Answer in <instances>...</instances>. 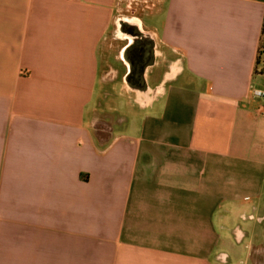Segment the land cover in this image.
I'll use <instances>...</instances> for the list:
<instances>
[{"label": "crops", "instance_id": "crops-1", "mask_svg": "<svg viewBox=\"0 0 264 264\" xmlns=\"http://www.w3.org/2000/svg\"><path fill=\"white\" fill-rule=\"evenodd\" d=\"M129 1L0 0V264H215L264 221V0ZM117 81L130 120L97 114Z\"/></svg>", "mask_w": 264, "mask_h": 264}, {"label": "rangeland", "instance_id": "rangeland-1", "mask_svg": "<svg viewBox=\"0 0 264 264\" xmlns=\"http://www.w3.org/2000/svg\"><path fill=\"white\" fill-rule=\"evenodd\" d=\"M129 4L131 3L127 0V7L130 8ZM129 12L130 11L127 12L126 10L123 14H128ZM115 46L116 43L111 39V47L113 51H116ZM111 58L110 65L116 70L123 71L122 66L114 61L117 59L115 52H112ZM259 61L260 63L264 62V38L262 39L260 48ZM120 93V83H118V81L113 86L111 85L110 88L107 87L106 92L100 101L101 106H98L97 114L107 119L108 116H114L115 118L120 116L121 118L125 117L128 120L132 119L131 112L125 107V99L127 97H122ZM136 112L138 111L136 110ZM251 216H253L252 219L250 218ZM258 217L259 216L250 211V213L246 215L245 220H231L230 226L232 229L238 227L240 231L244 233V237L239 243H237L235 238L224 234L218 243L216 251H219V254H225L227 258L224 261L219 258L215 264H264V221L258 223Z\"/></svg>", "mask_w": 264, "mask_h": 264}, {"label": "flooded vegetation", "instance_id": "flooded-vegetation-1", "mask_svg": "<svg viewBox=\"0 0 264 264\" xmlns=\"http://www.w3.org/2000/svg\"><path fill=\"white\" fill-rule=\"evenodd\" d=\"M119 33L128 38V46L124 51L127 63L124 82L132 90L144 93V71L151 58V44L147 37L140 33L135 22L119 20Z\"/></svg>", "mask_w": 264, "mask_h": 264}, {"label": "trees", "instance_id": "trees-1", "mask_svg": "<svg viewBox=\"0 0 264 264\" xmlns=\"http://www.w3.org/2000/svg\"><path fill=\"white\" fill-rule=\"evenodd\" d=\"M263 38H264V16H263L262 30H261V36H260V47L258 51V56L256 58V74L259 76H264V62L260 63L259 61L260 48H261ZM108 118L109 120L115 119L117 121H123V118L121 117L115 118L114 116H108ZM95 131H96V137L98 138V140L105 141L108 139L110 127L106 123H97L95 125Z\"/></svg>", "mask_w": 264, "mask_h": 264}, {"label": "water", "instance_id": "water-1", "mask_svg": "<svg viewBox=\"0 0 264 264\" xmlns=\"http://www.w3.org/2000/svg\"><path fill=\"white\" fill-rule=\"evenodd\" d=\"M143 98H145V96H144ZM145 99H146V98H145ZM145 103H146V102H145ZM139 104L141 105L142 102L139 101ZM257 221L259 222V220H257ZM234 238H235L236 242L239 243V242L242 240L243 235H242L240 232H235V233H234ZM221 259H223V261H224V260L226 259V256L221 257Z\"/></svg>", "mask_w": 264, "mask_h": 264}, {"label": "built area", "instance_id": "built-area-1", "mask_svg": "<svg viewBox=\"0 0 264 264\" xmlns=\"http://www.w3.org/2000/svg\"><path fill=\"white\" fill-rule=\"evenodd\" d=\"M253 97H255V98H262V97H264V92L254 91L253 92Z\"/></svg>", "mask_w": 264, "mask_h": 264}]
</instances>
